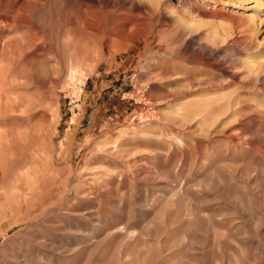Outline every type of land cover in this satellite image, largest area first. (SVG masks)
I'll return each instance as SVG.
<instances>
[{
	"label": "rangeland",
	"instance_id": "obj_1",
	"mask_svg": "<svg viewBox=\"0 0 264 264\" xmlns=\"http://www.w3.org/2000/svg\"><path fill=\"white\" fill-rule=\"evenodd\" d=\"M15 4L0 264H264V0Z\"/></svg>",
	"mask_w": 264,
	"mask_h": 264
},
{
	"label": "bare ground",
	"instance_id": "obj_2",
	"mask_svg": "<svg viewBox=\"0 0 264 264\" xmlns=\"http://www.w3.org/2000/svg\"><path fill=\"white\" fill-rule=\"evenodd\" d=\"M15 1V0H14ZM81 3L84 4H89V5H94V6H98L99 4H101L102 0H78ZM19 3V2H18ZM116 3V2H115ZM17 5V4H15ZM1 10V9H0ZM21 8L19 5H17L16 7H14L13 11L11 12L10 15H6V13H4L5 15H1L0 19L7 21V22H12L13 24H17V22L20 21L19 19V12H20ZM258 65L254 66L253 68H257Z\"/></svg>",
	"mask_w": 264,
	"mask_h": 264
}]
</instances>
